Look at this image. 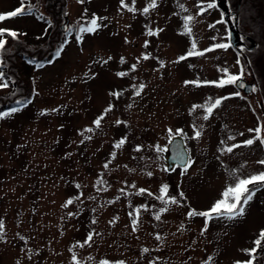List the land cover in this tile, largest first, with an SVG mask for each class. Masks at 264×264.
Instances as JSON below:
<instances>
[{
	"label": "rangeland",
	"instance_id": "374dc122",
	"mask_svg": "<svg viewBox=\"0 0 264 264\" xmlns=\"http://www.w3.org/2000/svg\"><path fill=\"white\" fill-rule=\"evenodd\" d=\"M209 2L0 0V14L25 11L0 20L18 34L3 37L0 106L31 95L0 117V264H243L254 247L253 264H264V240L255 244L264 188L243 216L188 215L264 173V143H243L254 138L259 107L233 95L235 85L186 83L240 72L232 46L215 48L229 43L228 28L215 7L200 12ZM94 16L97 31L80 33ZM240 26L259 36V24ZM193 43L202 55L186 56ZM173 134L190 163L168 172Z\"/></svg>",
	"mask_w": 264,
	"mask_h": 264
},
{
	"label": "snow or ice",
	"instance_id": "6c2138e0",
	"mask_svg": "<svg viewBox=\"0 0 264 264\" xmlns=\"http://www.w3.org/2000/svg\"><path fill=\"white\" fill-rule=\"evenodd\" d=\"M80 2H83V0H80ZM203 3V0H202ZM122 4H123V0H122ZM125 7H127V5H124ZM155 0H152V3L149 5V7H155ZM217 5L214 2H209L207 3V7H201L200 8V12L203 13L204 11H206L209 8H214ZM31 11V10H29ZM149 11V8H145L144 12L147 13ZM23 15L25 14V11L23 8H18L16 10H14L13 12L10 13H6V14H0V20H4L6 18L9 17H15L17 15ZM39 19L43 20L44 17L42 14H40ZM101 19L99 17H93L87 24V26H79L78 27V31L80 33H84V32H88V33H94L97 31V29L101 26L98 23V20ZM193 19L192 16H186L184 17V21H185V31L190 33L191 32V28L188 27V22H190ZM71 31V29L69 30ZM159 31L162 30H157L156 33H153L151 30H149L148 35H154V34H158ZM5 33L11 35L13 38H15L18 34L15 31H10L8 29H0V50L4 49V46L6 44V40L3 38ZM231 32L229 33V38H231ZM241 39H243V37H241ZM146 45H147V41H146ZM231 46V43H218L215 45V48H228ZM210 50V49H209ZM62 49H58L55 53L56 57H59L61 54ZM207 51V50H206ZM203 53L201 52H196L195 51V43H193L192 46V50H190L186 56H192V55H202ZM186 56H181L179 57V60H184L186 59ZM109 59H111V57H109ZM123 59V58H122ZM53 61H49V63H52ZM104 63H107V61H103ZM134 67V66H133ZM225 72H227V70H224ZM120 75H123V73H120ZM3 76V72H0V77ZM243 77V70H241V72L239 74H228L226 76L221 77L218 81H204V82H200V81H188L186 83H193L197 86H200L201 83L203 84H212L215 85L217 87H224L226 85H237V87H244V85L242 83H240V81L242 80ZM0 87H7V83H0ZM114 95H118L116 93H114ZM233 95L239 96L240 92L237 91L235 93H233ZM228 97H221V98H217L215 99L214 103H211L210 106L206 107V111L208 114H211L213 112V109L217 108L222 100L227 99ZM211 100V98H210ZM195 107H204V106H194ZM12 112L17 111V109H12ZM10 113H0V117L2 116H6L9 115ZM205 119H207L208 117L205 116ZM100 119L98 118L95 123L97 126H99L100 124ZM119 123V122H118ZM262 127H264V125L262 126H258L255 129H249V132H253L254 138L253 139H248L245 140L243 143L246 145H252L256 140H260L262 143H264V137H261V131H262ZM200 133L197 132L196 136L199 137ZM231 138V137H230ZM234 139V138H233ZM124 143L123 140H121L116 147H119L120 144ZM240 145H233L232 147H229L226 149V151L231 152L233 147H239ZM259 163L264 164V161H259ZM107 166V165H106ZM149 175H151V173H149ZM249 185H252L253 187L250 189ZM264 188V173H260L258 175H252L250 177L247 178H242L239 179L235 185H230L226 188V190L223 192L222 196L223 198L216 201V203L212 206V208L209 211H205V212H197L195 209L189 211L188 215L191 217L193 215H200V216H204L208 219H212L213 218V214H215L216 217H226L227 219H234L236 217H240L243 216L245 213V206L249 203V201L252 200L253 196L255 195L256 191H258L259 189ZM141 192H144V189L140 190ZM162 191L164 193H167V185H164L162 188ZM181 195H183V193H181ZM159 199L163 200L164 197L160 196ZM242 201V202H241ZM72 201L69 200L68 203L70 204ZM172 203H177L175 197H173L171 199ZM167 203V201H166ZM167 209H162V211H166ZM157 219H159V216H157ZM91 239V237H89V240ZM261 240H264V230L261 231L260 233V237L255 241V244L257 247H259ZM256 248L254 247L253 249H248L245 250L249 253L250 256H252V259L243 262V264H253L254 260H255V252H256ZM236 264H242V262L237 261Z\"/></svg>",
	"mask_w": 264,
	"mask_h": 264
},
{
	"label": "flooded vegetation",
	"instance_id": "af4514ba",
	"mask_svg": "<svg viewBox=\"0 0 264 264\" xmlns=\"http://www.w3.org/2000/svg\"><path fill=\"white\" fill-rule=\"evenodd\" d=\"M210 2L217 5L215 8L221 13L224 22L234 24L236 28V45L231 46L240 57V72L243 70L240 83L244 87H237V85L235 87L240 95L249 98L250 104L259 107L260 121L255 127L257 128L264 125V69L260 67L264 61L262 47L264 43V0H210ZM253 13L256 16L251 15ZM240 24H259V36L254 37L249 28H241ZM260 135L264 137V127Z\"/></svg>",
	"mask_w": 264,
	"mask_h": 264
},
{
	"label": "water",
	"instance_id": "95a60500",
	"mask_svg": "<svg viewBox=\"0 0 264 264\" xmlns=\"http://www.w3.org/2000/svg\"><path fill=\"white\" fill-rule=\"evenodd\" d=\"M224 17V16H223ZM227 21V20H226ZM228 23V21H227ZM231 38H229L232 45H236V28L234 24H227ZM164 162L166 170L172 172L177 166L185 167L189 163V153L185 146L183 137L179 134H173L166 142L164 149Z\"/></svg>",
	"mask_w": 264,
	"mask_h": 264
},
{
	"label": "trees",
	"instance_id": "16d2710c",
	"mask_svg": "<svg viewBox=\"0 0 264 264\" xmlns=\"http://www.w3.org/2000/svg\"><path fill=\"white\" fill-rule=\"evenodd\" d=\"M6 35H9V34H7L6 33ZM10 37H12L11 35H10ZM24 37H26V35L24 36ZM1 51V50H0ZM2 53L3 52H0V54L2 55ZM3 56H2V59H1V62L3 61ZM1 89V88H0ZM32 90V89H31ZM31 97V95L29 96V97H23V98H21V100L20 101H17V102H14V101H12V102H9L8 104H4V105H1L0 106V113L2 112V111H4L5 109H9V108H12V107H16V106H21V105H25V104H27L28 103V101H29V98Z\"/></svg>",
	"mask_w": 264,
	"mask_h": 264
}]
</instances>
